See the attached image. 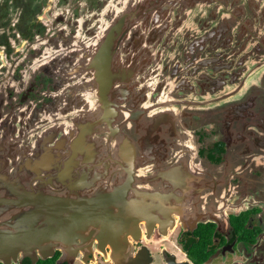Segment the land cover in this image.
<instances>
[{"label":"water","instance_id":"95a60500","mask_svg":"<svg viewBox=\"0 0 264 264\" xmlns=\"http://www.w3.org/2000/svg\"><path fill=\"white\" fill-rule=\"evenodd\" d=\"M246 1L128 0L46 61L52 102L20 132L7 114L0 126V262L54 256L76 233L71 222L90 216L114 232L165 214L154 210L193 224L214 216L217 187L196 182L229 180L232 164L202 160L195 133L227 103L220 119L251 120L244 94L264 80V0ZM257 71L249 86L240 80Z\"/></svg>","mask_w":264,"mask_h":264},{"label":"flooded vegetation","instance_id":"af4514ba","mask_svg":"<svg viewBox=\"0 0 264 264\" xmlns=\"http://www.w3.org/2000/svg\"><path fill=\"white\" fill-rule=\"evenodd\" d=\"M0 2V124L8 119L20 132L26 126L25 118L31 117L29 111L34 113L52 102L57 80L46 61L58 57L65 44L82 43L113 6L127 4L128 0ZM10 8L18 10L11 26L7 22ZM240 80L244 85L253 83L250 78ZM3 112L7 119L2 118ZM5 125L2 128L8 129ZM195 144L200 158L213 166L227 161L228 144L217 123L197 130ZM240 163L246 165L245 160ZM238 172L231 170L230 179L223 182H196L217 187L209 189L210 196L213 190L210 205L214 216L207 221L193 224L180 219L171 208L154 210L158 215L165 214L150 216L131 235L130 227L125 226L124 231L116 227L114 232L111 227L99 226V218L90 216L75 220L76 226L71 222L76 233L70 234L65 248L56 249L54 256L39 255L35 260L20 256L13 264H264V200L253 186L260 184L245 181ZM254 173L263 176L259 171ZM174 204L167 202L166 206ZM132 218L127 222H136ZM88 223L91 226L84 229Z\"/></svg>","mask_w":264,"mask_h":264},{"label":"rangeland","instance_id":"374dc122","mask_svg":"<svg viewBox=\"0 0 264 264\" xmlns=\"http://www.w3.org/2000/svg\"><path fill=\"white\" fill-rule=\"evenodd\" d=\"M28 1L30 0H26V3H28ZM247 1H250L249 2L250 4H254L258 2L259 0L258 1L257 0H247ZM247 1L244 2V4H247ZM207 9H209V7ZM17 11L18 10H16L15 8L9 9L8 21H7L9 23V26H11L13 20L15 19L17 15ZM0 21H1V18H0ZM259 73L260 71H257L255 73V76L251 79L254 80ZM261 85L262 86L264 85L263 79H261L260 82H256V84L252 85L251 89H249L244 94V98L246 100L249 99L253 101L254 107H255V109L252 111V117L250 121H244V119L243 121H240L238 114L235 115L234 112L233 113L228 112L226 114L227 118L225 120H222V119L220 120V118L224 117L225 112L228 110V106L236 104V103H227L225 105L223 104L224 106H220L215 111L211 110L209 112H206V114L204 115L205 124L204 123L202 124H204L203 126H206L209 123H217L218 130L222 138L226 139L227 144H228L229 151L227 155L228 156L227 161H228V164H232L231 165L232 171H234V169L239 171L238 173L239 174L241 173L243 175L242 176L243 179L247 182H252V183L256 182L257 184H260V185H253V186L254 187L256 186V189L260 192V198L264 200V185H261V184H264V149L262 148V143L264 142V126H263V123H264V88L261 89L257 87ZM225 92H228V91L226 90ZM54 93L55 91L53 92V94ZM210 95L212 94L207 92L206 96H210ZM234 95L236 96V94ZM50 98L52 99V97ZM211 100L216 102V103H213L214 106L222 105L221 103L216 101L217 99L214 96L211 97ZM1 114L3 115L2 118H5L6 113L3 112ZM27 120H25V123L27 122ZM3 124H5V122L0 124V126H2ZM239 137H242V139H240ZM242 155L244 157H240ZM241 160L246 161L245 166L241 165L240 163ZM254 171L261 172L263 176L257 177V174H255ZM217 176H220V175H217ZM210 179H213L212 176L210 177ZM35 191H39L42 193L45 192V193H50V194L51 193L53 194L54 192L50 188L46 190V189H43L42 187L35 188ZM4 194L5 192L1 193V195H4Z\"/></svg>","mask_w":264,"mask_h":264},{"label":"bare ground","instance_id":"6f19581e","mask_svg":"<svg viewBox=\"0 0 264 264\" xmlns=\"http://www.w3.org/2000/svg\"><path fill=\"white\" fill-rule=\"evenodd\" d=\"M85 9H86V8H85ZM85 9H84V10H85ZM99 14H100V13H99ZM96 21H97V20H96Z\"/></svg>","mask_w":264,"mask_h":264}]
</instances>
